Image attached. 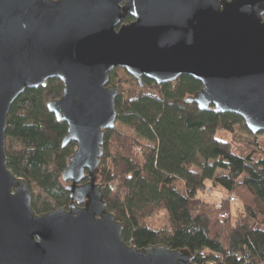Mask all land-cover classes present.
Returning a JSON list of instances; mask_svg holds the SVG:
<instances>
[{
	"label": "water",
	"instance_id": "obj_1",
	"mask_svg": "<svg viewBox=\"0 0 264 264\" xmlns=\"http://www.w3.org/2000/svg\"><path fill=\"white\" fill-rule=\"evenodd\" d=\"M263 16L264 0H0V264H194L186 249L124 242L106 208L96 173L117 119L109 73L140 87L189 76L201 84L189 103L264 133ZM50 79L62 93L46 108L75 150L61 174L67 208L37 214L7 166L5 130L13 102Z\"/></svg>",
	"mask_w": 264,
	"mask_h": 264
},
{
	"label": "trees",
	"instance_id": "obj_2",
	"mask_svg": "<svg viewBox=\"0 0 264 264\" xmlns=\"http://www.w3.org/2000/svg\"><path fill=\"white\" fill-rule=\"evenodd\" d=\"M132 20L126 16L118 27ZM142 82L122 68L109 73L119 91L117 119L104 133L96 173L107 210L123 224L124 242L186 249L194 264H264V143L258 140L264 133L251 135L238 116L189 103L201 88L189 76ZM61 93L57 79L26 89L7 116V166L25 180L37 214L69 204L61 174L75 144L62 147L67 126L46 108ZM217 131L231 139L217 138ZM206 188L234 194L241 210L233 213L227 202L216 210L213 201L199 199ZM160 212L166 225L153 230L146 220Z\"/></svg>",
	"mask_w": 264,
	"mask_h": 264
},
{
	"label": "rangeland",
	"instance_id": "obj_3",
	"mask_svg": "<svg viewBox=\"0 0 264 264\" xmlns=\"http://www.w3.org/2000/svg\"><path fill=\"white\" fill-rule=\"evenodd\" d=\"M216 137L219 139H222L224 141H229L231 139V134L223 132V131H217ZM258 140H260L261 142L264 143V134L259 135ZM206 189L207 190L202 193L201 197L199 196V199L201 198V200L210 201V202L213 201L214 203H216L220 200H224V198L227 196V195H223V194L216 192V191H211L208 188H206ZM232 195H234V194H232ZM235 198H236V196H235ZM223 202H225V201H223ZM230 206L232 207L233 213L235 210H238V211L241 210V206H240V203L237 201V198H236V203L233 205H230ZM146 225L149 226L153 230L163 229L166 225V216H165L164 212H160V213L152 216L151 218L147 219Z\"/></svg>",
	"mask_w": 264,
	"mask_h": 264
},
{
	"label": "built area",
	"instance_id": "obj_4",
	"mask_svg": "<svg viewBox=\"0 0 264 264\" xmlns=\"http://www.w3.org/2000/svg\"><path fill=\"white\" fill-rule=\"evenodd\" d=\"M207 189H205L204 190V192L206 191ZM223 201H225V202H227L228 204H230V205H233V204H235L236 203V198H235V196L234 195H227L225 198H224V200H220V201H218V202H216L215 204H214V208L216 209V210H220L221 208H222V202ZM220 217L221 218H226L227 217V214L226 213H222L221 215H220Z\"/></svg>",
	"mask_w": 264,
	"mask_h": 264
}]
</instances>
